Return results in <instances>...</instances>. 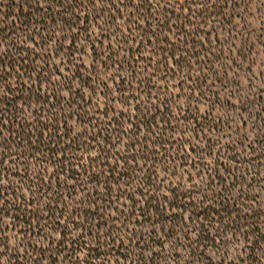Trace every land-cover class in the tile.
<instances>
[{
    "label": "trees",
    "instance_id": "1",
    "mask_svg": "<svg viewBox=\"0 0 264 264\" xmlns=\"http://www.w3.org/2000/svg\"><path fill=\"white\" fill-rule=\"evenodd\" d=\"M18 1L22 3L19 6L16 4ZM156 1L141 0L139 8L131 6L133 11L128 14L137 23L142 21L150 26L149 31L147 28L142 31V36L146 46L151 48V67L158 74L171 78V74L179 71L172 67L177 57L183 64L188 59L193 61L196 58L198 35L196 30H189L191 22L190 25L187 22L191 19H182L178 15L176 17V11L179 9L174 10L172 6L169 8V0H159V10L156 9L158 5L153 8L157 4ZM23 2L0 0V35L7 33L13 44L9 50L11 59L0 58L3 59L0 77H3L2 74L7 76L0 79V88L7 92V98L0 101L3 103L0 104V112L4 113L0 117V181L8 182L5 190L0 189V202H4L8 208L0 213V231L6 233L8 230L2 222L5 217H9L14 224L24 228L26 234L23 244L15 248H11L9 244L12 250L6 254L4 264H36L37 260L40 264H54L53 256L55 264H104L105 259L108 264H180V234L181 240L186 242L184 246L190 249L193 264H264V208L258 207L255 199L246 193L240 198L234 195L233 190L226 189L223 196L215 197L212 194L198 200L196 192L186 190L182 182L173 180L179 178L182 165L190 166V152L199 156V162L194 166L196 171L205 170L203 159L209 157V152L197 151L194 144L184 141L172 152L175 143L167 136L169 132L178 131L179 129L174 127L181 123L182 127L193 132V139L199 140L205 126L200 128L202 117L199 116L197 108L181 110L180 119L173 121L170 114H166L162 119L157 118L154 112H157L158 108L155 106L138 110V113L125 118L123 114H116L111 107L106 106L104 112L97 111V114H100L99 119L86 121L88 113L78 105V112L73 113V105H67V110L61 106L57 109L50 104H42L33 113L34 120H28L22 110L23 106L25 110L27 106L14 103L46 101L51 98L47 94L34 93L36 86L29 89L25 83H20V77L15 81L16 78H9L6 72L7 69L15 72L19 68L25 69L29 77L35 74L37 61L32 60L30 55H20L23 50L22 41L28 39L29 34L39 37L36 32L38 22L31 19L35 12L34 4L28 6ZM102 2L103 10L99 6L91 7V0H83L82 4L76 0H73L71 5L65 3L63 8H66L67 16L61 20L60 25L57 23L58 26L43 28L42 35L45 32L47 35L44 34L42 40L44 37L47 39L51 30L56 28L60 34L72 33L76 14L85 15L91 24L109 27L113 22L123 19V13L128 11L120 0ZM229 3L227 1L224 4ZM25 9L31 12L25 15ZM201 12L203 13L195 19L202 20L207 28L213 29L214 27L206 21L218 15L209 14V10ZM18 17L24 21H19ZM110 17L112 19H109ZM11 18L14 20L11 21ZM52 23H55L54 20ZM175 29L180 31L182 37L178 43L172 44L168 37ZM137 30L139 29H134L135 33ZM74 35L73 33V38H77ZM85 42H88L87 45L94 51V55L100 52L97 39L88 36ZM65 45L62 43L56 49L70 53L71 48H66ZM67 65L75 69L83 68L78 63L67 62ZM72 75L74 77L72 76L71 83L79 80L81 87L92 83L91 75L78 78V71H72ZM40 78L37 73L35 82L39 83ZM5 80L9 82L7 85ZM13 84L16 87L8 91ZM20 85L24 87L21 88ZM89 89L92 94L95 91L100 92L99 88L92 86ZM53 99L59 98L55 96ZM82 100L86 101V98L83 96ZM75 119L81 121L83 130L71 139L74 134L71 122ZM215 121L213 131L219 126L218 121ZM127 125H130L131 132L126 128ZM141 133L145 136L142 137ZM126 139L129 141V155L116 154V146ZM77 145H95L100 155L95 160H84V164L82 160H76V164L72 165L67 161H59L61 172L48 179L43 165H48V162L57 165L58 157L72 154ZM111 150L114 156L109 155ZM208 151L212 153L211 148ZM11 159L16 160L14 167L10 169L6 164ZM144 162L148 169L141 179L138 173H142V169H138V166ZM33 167L35 170H32ZM61 173L67 181H73L76 185L70 186L68 182L61 180ZM160 173L168 178L161 179ZM216 175L219 176L218 173ZM256 175L260 178L261 172ZM211 177L213 182L222 179L213 175ZM247 177V173L236 175L233 178L236 184L234 187L244 185ZM136 182H139L137 189H122L124 185L130 186ZM17 183L21 184V187ZM225 184L223 180L224 188ZM261 184L264 185V176ZM24 193L29 195V199ZM79 195H82L80 199ZM77 198L79 201L75 202ZM69 201H74L76 206H71ZM250 202L255 203L257 208L249 209ZM109 232L115 233L111 248L105 240ZM217 233L224 236H218ZM193 234H196L197 240L191 238ZM229 234L242 238L246 251L244 257L229 262V256L223 254L220 262H215L201 251L219 249V243H223ZM49 236L53 239L49 240ZM60 239L63 240V248L60 247ZM172 240L176 242L171 250L173 252L167 254V243ZM53 243L55 248L52 247ZM223 244L227 247V242ZM159 249L162 251L156 252ZM85 254L86 258L81 259Z\"/></svg>",
    "mask_w": 264,
    "mask_h": 264
},
{
    "label": "rangeland",
    "instance_id": "2",
    "mask_svg": "<svg viewBox=\"0 0 264 264\" xmlns=\"http://www.w3.org/2000/svg\"><path fill=\"white\" fill-rule=\"evenodd\" d=\"M23 1L26 3V0ZM76 1L82 4L83 0ZM227 1L230 3L224 4ZM169 3L172 9H179L176 11V17L178 15L182 19H191L189 22L186 20L189 25L191 22L189 30L192 32L196 30L198 35V39H195L197 41L196 58L193 61L188 59L183 64L177 57L172 67L179 71L171 74V78L158 74L151 67L153 63L151 48L146 46L142 36V31L146 28L149 31L150 26L143 24L142 21L137 23L129 16L128 13L133 11L132 0H124V3H121L126 5L128 11L123 13V19L113 22L109 27L91 24L85 15L76 14L75 28L72 33L60 34L59 29L56 28L52 29L51 34L47 39L44 37V40L42 36L44 34L46 36L47 32L42 35L43 28H52L61 24V20L67 16V11L66 8L60 7V3H53L47 12L34 4L35 12L32 11L31 19L38 22V25L41 23L43 25H37L36 32L39 37L29 34V38L20 43L23 47L20 55L22 57L30 55L32 60L37 61L35 74L29 77L25 69L17 68L15 72L11 70L13 74L8 77L13 80L16 78L15 81L22 77L20 83H25L27 87L29 84L31 87L36 86L34 93L47 94L51 99L37 102L18 101L14 104L27 106H25L26 110L24 106L22 110L25 111L30 122L35 118L33 113L42 104H50L57 109L61 106L67 110H69L67 105H73L75 107L74 111H71L73 113L78 112L76 110L78 105L85 113H88L86 121L99 119L100 114H97V111L104 112L106 106L111 107L116 114H123V118L138 113V110L155 106L158 108L157 112H154L157 118L162 119L166 114H170L173 121L180 119L181 110L197 108L199 116L202 117L200 128L205 126L203 135L196 141L193 139V132L186 130L179 123L174 127L178 128V131L167 134L169 140L175 143L171 151L177 150L184 141L194 144L197 151L209 152L210 155L203 159L205 170L196 171L194 166L199 162V156L190 152L189 165L192 168L182 165L179 178L173 179L174 182H182L186 190L196 192L195 196L198 200L212 194L215 197L223 196L227 189L233 190L234 195L240 198L243 193H246L256 200L258 207L264 208V190H262L264 185L261 184L264 176L262 175L264 173V0H185L183 4L179 0H169ZM16 4L19 6L22 3L18 1ZM197 4H202L204 7H197ZM156 5L158 4L153 6L154 9ZM160 6L158 5L156 9L159 10ZM206 10H209V14L218 15L206 21L214 27L213 29L207 28L202 20L195 19L203 13L201 11ZM29 12H31L29 9H25L24 14ZM10 20L13 21L14 18ZM18 20L24 21L21 17H18ZM53 20L55 23H52ZM99 26L102 27L99 28ZM134 29L139 30L135 33ZM73 33L77 38H73ZM180 34V31L175 29L168 37L170 43H178L182 37ZM88 36L99 42L100 52L97 55L89 49L88 42H85ZM62 43L66 44V48H71L70 53L56 49ZM67 62L78 63L83 68L69 67ZM68 67L71 70L68 69V71ZM72 71H78V78L91 75L92 83H89L87 87H81L82 83H79V80L71 83L74 77ZM17 72L20 75H16ZM37 73L41 76L39 82L41 85L35 82ZM2 75L4 78L7 77L5 74ZM94 83L97 85L95 86ZM91 86L95 89L99 88L100 92L95 91L92 94L89 89ZM150 92L151 94H148ZM55 96L59 99L54 100ZM83 96L86 101L82 100ZM215 120L218 121L219 126L216 131H213V126H216ZM71 124L74 129V134L71 135L73 139L76 134L79 135L82 132L83 126L77 119ZM126 128L131 132L130 125ZM141 136L144 137V133H141ZM130 137L131 135L128 137L129 140ZM128 145L127 139L120 142V145L116 146V154L129 155ZM82 147L75 146L73 155L70 153L65 157L60 155L57 165H51L49 162L48 165H43L48 179L61 172V163L64 161L72 165L76 164V160H82L84 164V160H95L100 155L95 145ZM210 148L212 153L208 151ZM109 155L114 156L112 150ZM15 160L11 159L6 166L13 168ZM59 161H61L60 164ZM33 169L35 170V167ZM138 169H142V173H138L142 179L148 166L144 162L138 166ZM258 172H261L260 178L256 175ZM246 173L248 180L244 185L234 187L236 184L233 178ZM211 175L222 177V179H216L213 182ZM160 176L161 179L168 178L162 173ZM60 177L70 186L76 185L73 181H67L63 173ZM251 179L255 180L250 181ZM223 180L226 182L225 188L222 186ZM17 184L21 187V184ZM7 187V181H0V189L5 190ZM138 187L139 182H136L130 186L124 185L122 189L130 191ZM24 194L26 197L29 196L27 193ZM81 197L82 195L78 196L79 199ZM78 198L75 202L79 201ZM75 202L69 201V204L75 207ZM256 204L250 202L248 208L256 209ZM0 220H2L1 215ZM2 225L8 229L6 234L11 248L23 244L26 236L24 228L14 224L9 217L3 219ZM195 235L191 236L193 240H197ZM217 235L224 236L219 233ZM56 238L59 239L58 236ZM178 239H180L178 243L182 245L178 261L180 264H193L190 249L184 246L186 242L181 240V234ZM225 242L227 247L223 246ZM175 243L173 240L167 243V254L173 252L171 250ZM223 243H219V249H201V251L215 262H220L223 254L229 256V262L246 254L245 245L240 237L229 234ZM161 251V249L156 250L158 253Z\"/></svg>",
    "mask_w": 264,
    "mask_h": 264
},
{
    "label": "snow or ice",
    "instance_id": "3",
    "mask_svg": "<svg viewBox=\"0 0 264 264\" xmlns=\"http://www.w3.org/2000/svg\"><path fill=\"white\" fill-rule=\"evenodd\" d=\"M179 2L181 4H183L185 2V0H179ZM26 3L28 6H32L33 4H35V6L39 9H42L43 11L47 12L49 7L53 4V3H60L61 6L63 7L65 3L71 5L73 3V0H26ZM92 3V7L96 8L97 6L100 7L101 10H103L104 8V3L102 2V0H91ZM120 3H124V0H120ZM141 3V0H133V6L136 8H139ZM157 4L159 5V0H157ZM171 4L169 3L168 7L171 8ZM197 7H204V5L202 4H197ZM109 7H111V5H109ZM100 13H97V15H99ZM109 19H112L111 17ZM11 37L8 36L7 33H4L3 35H0V58H5L10 60L11 56H9V50L13 47V44L10 42ZM3 67V59H0V68ZM8 75H12V71L11 69H7L6 70ZM16 75H20L19 72L16 73ZM3 77H0V79H2ZM22 78V77H21ZM4 83L7 85L9 82L7 80L4 81ZM16 87V85H11L10 86V90L8 88V91H12L14 88ZM20 87H24V85H20ZM29 89H31V85H28ZM7 98V92L4 91L3 88H0V101L5 100ZM6 107V105H5ZM4 115L3 112H0V117H2ZM7 205L4 204L3 202H0V213L7 211ZM57 227H59V225H57ZM185 231L187 232L188 229L186 228ZM74 235L78 236L79 233H74ZM115 233L114 232H109L108 236L105 237L106 242L108 243L109 248H111L112 246V240L114 237ZM131 238V237H130ZM49 240H52V236L48 237ZM118 239V237H117ZM9 238L7 237L6 233H3L2 231H0V264H4V258L6 257V254L11 252V248L9 247ZM60 243V247L63 248L64 247V243L63 240L60 239L59 241ZM53 248H55V244L53 243L52 245ZM240 247H244V245H240ZM58 250V249H57ZM89 251H91V249H89ZM243 253H241L242 255ZM51 255V254H50ZM214 255V254H213ZM87 254H85V257H82L81 259L86 258ZM54 260V264H55V257H52ZM36 264H40V261L37 260ZM104 264H108V260L105 259L104 260Z\"/></svg>",
    "mask_w": 264,
    "mask_h": 264
}]
</instances>
